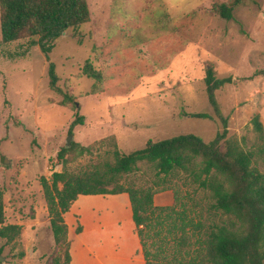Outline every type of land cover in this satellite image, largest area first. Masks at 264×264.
<instances>
[{
    "label": "rangeland",
    "instance_id": "rangeland-1",
    "mask_svg": "<svg viewBox=\"0 0 264 264\" xmlns=\"http://www.w3.org/2000/svg\"><path fill=\"white\" fill-rule=\"evenodd\" d=\"M228 1L87 0L90 23L67 31L49 61L38 47L8 61L6 55L26 40L3 45L0 34V158L9 161L0 163V191L4 226L21 227L14 242L0 240V264H52L59 247L49 229L40 180L63 171L56 155L66 145L75 114L84 117V125L73 129L72 143L92 149L69 162L68 172L111 161L115 150L142 149L148 141L194 135L209 143L222 129L203 83L205 68L211 66L218 78L233 81L216 92L228 136L242 140L246 149L253 145L252 116L258 114L264 127V75L253 76L264 72V0H251L225 21L213 6ZM88 59L104 79L96 95H90L93 82L82 75ZM49 62L56 68L57 86L71 93L76 108L59 106L63 97L50 91ZM191 114L208 118L192 119ZM138 167L124 186L149 187L155 180L152 166ZM164 187L175 192L177 203L171 212L152 218L162 226H151L144 239L146 254L160 261L177 251L173 239L180 234H168L169 225L181 219L187 223L191 211L200 210L208 223L205 211L211 203L184 173L167 178ZM70 219L66 223L72 222L75 231L80 216ZM88 242L74 241V264H88L75 253Z\"/></svg>",
    "mask_w": 264,
    "mask_h": 264
},
{
    "label": "trees",
    "instance_id": "trees-1",
    "mask_svg": "<svg viewBox=\"0 0 264 264\" xmlns=\"http://www.w3.org/2000/svg\"><path fill=\"white\" fill-rule=\"evenodd\" d=\"M251 0H229L216 4L213 10L222 20H233V13ZM90 23L87 0H0L1 44L9 45L26 40L15 51L8 53V61L23 59L32 48L38 47L47 58L56 42L69 30L75 31ZM203 83L205 94L222 129L213 141L203 142L194 135H179L160 141H148L142 149L122 154L112 153V160H102L80 172H68L69 162L87 154L91 147L72 143L56 155V162L63 171L53 173L50 180L41 178L49 229L54 244L59 247L52 264H71L68 228L64 215L80 196H115L127 194L131 204L132 221L144 252L146 264H264V127L258 114L252 116L250 125L255 135L254 143L246 149L242 140L228 136L227 119L220 112L216 92L232 84V78H218L213 67L205 68ZM82 75L93 82L90 95L102 92V73L88 59L82 67ZM264 75L255 72L253 76ZM48 87L63 97L59 106L76 108L71 93L58 86L59 77L53 63L47 66ZM192 119H207L204 114H191ZM84 125V117L75 114L68 127V135L76 126ZM147 164L155 171V180L149 187L124 186L130 175L139 170V164ZM257 166L263 168L260 172ZM184 173L211 200L205 213L191 211V219L169 225L168 234H180L174 238L176 254L170 260L146 254L144 239L151 226H162L152 218L169 213L172 207L157 208L153 198L167 191V178ZM130 180V179H128ZM174 195V206L177 203ZM0 191V240L14 242L21 232L17 225L4 226L5 215ZM196 219V220H195ZM189 227V231L188 228ZM80 232V228H76ZM190 232V233H189Z\"/></svg>",
    "mask_w": 264,
    "mask_h": 264
},
{
    "label": "crops",
    "instance_id": "crops-1",
    "mask_svg": "<svg viewBox=\"0 0 264 264\" xmlns=\"http://www.w3.org/2000/svg\"><path fill=\"white\" fill-rule=\"evenodd\" d=\"M157 208L172 207L171 191L158 193L153 198ZM80 216V232L73 230L66 220ZM85 221L83 223V216ZM68 228L71 264H74V241H89L76 255H82L88 264H146L137 229L132 221V211L127 194L115 196H80L64 215Z\"/></svg>",
    "mask_w": 264,
    "mask_h": 264
},
{
    "label": "water",
    "instance_id": "water-1",
    "mask_svg": "<svg viewBox=\"0 0 264 264\" xmlns=\"http://www.w3.org/2000/svg\"><path fill=\"white\" fill-rule=\"evenodd\" d=\"M72 141H73V136L72 135H68L67 139H66V145H65L66 149H68L70 147ZM0 163L7 165V164H9V161L4 159V158H0Z\"/></svg>",
    "mask_w": 264,
    "mask_h": 264
},
{
    "label": "bare ground",
    "instance_id": "bare-ground-1",
    "mask_svg": "<svg viewBox=\"0 0 264 264\" xmlns=\"http://www.w3.org/2000/svg\"><path fill=\"white\" fill-rule=\"evenodd\" d=\"M75 263V262H74Z\"/></svg>",
    "mask_w": 264,
    "mask_h": 264
}]
</instances>
